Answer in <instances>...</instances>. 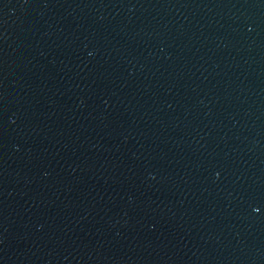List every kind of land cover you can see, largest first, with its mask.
I'll return each mask as SVG.
<instances>
[{
  "label": "water",
  "instance_id": "water-1",
  "mask_svg": "<svg viewBox=\"0 0 264 264\" xmlns=\"http://www.w3.org/2000/svg\"><path fill=\"white\" fill-rule=\"evenodd\" d=\"M0 264H264V0H0Z\"/></svg>",
  "mask_w": 264,
  "mask_h": 264
}]
</instances>
